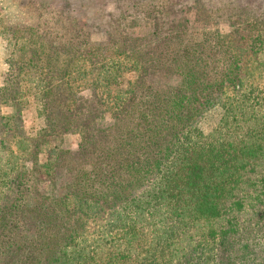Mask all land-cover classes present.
I'll use <instances>...</instances> for the list:
<instances>
[{
    "label": "trees",
    "instance_id": "trees-1",
    "mask_svg": "<svg viewBox=\"0 0 264 264\" xmlns=\"http://www.w3.org/2000/svg\"><path fill=\"white\" fill-rule=\"evenodd\" d=\"M161 16L141 46L78 42L70 19L69 39L4 27L0 264H264V17L225 40ZM30 97L37 138L22 122Z\"/></svg>",
    "mask_w": 264,
    "mask_h": 264
},
{
    "label": "rangeland",
    "instance_id": "rangeland-1",
    "mask_svg": "<svg viewBox=\"0 0 264 264\" xmlns=\"http://www.w3.org/2000/svg\"><path fill=\"white\" fill-rule=\"evenodd\" d=\"M231 2L233 5H230ZM242 11L245 13H240ZM162 14L170 16L164 21L166 27L175 26L180 20H188L189 30H216L221 32L225 40H233L236 30L243 26L241 23L245 21V16L249 20L254 16L258 19L264 17V0H0V88L6 81L9 62L14 53L8 43L13 27H33L39 34H45L52 28L50 32L54 36L63 31L64 36L68 38V32L65 30L68 25L64 21L70 19L74 21L76 31L81 32L77 34L78 42L85 40L90 44L105 45L130 38L136 40L133 44L141 46L146 43L141 41L142 38L147 37L155 28L157 17L163 18ZM5 26L12 28L8 30ZM19 44H23L21 39ZM115 57V54L108 53L107 63L116 60ZM95 65L100 68V60L89 62L92 68ZM96 67L94 72L98 74ZM135 78L136 74L129 72L121 79L124 92L129 90V83ZM82 94L88 93L84 91ZM27 104L22 112L24 130L28 137L37 138L44 121L39 115L36 99L28 98ZM12 112L10 108H4L2 111L4 115ZM106 120L111 122L110 114L106 115ZM217 120V112L209 110L201 118L200 127L208 132ZM0 133L8 134L4 130ZM65 141L68 147L77 149L81 137L70 135ZM46 161L47 154L43 153L39 162L43 164Z\"/></svg>",
    "mask_w": 264,
    "mask_h": 264
}]
</instances>
